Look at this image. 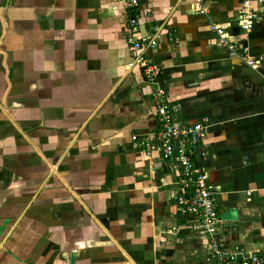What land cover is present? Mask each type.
<instances>
[{
	"label": "crops",
	"instance_id": "crops-1",
	"mask_svg": "<svg viewBox=\"0 0 264 264\" xmlns=\"http://www.w3.org/2000/svg\"><path fill=\"white\" fill-rule=\"evenodd\" d=\"M242 1L0 0V264H216L177 214V169L131 147L158 126L156 85L178 122L207 120L195 162L220 240L264 255V0L249 33ZM132 17L158 33L155 86L126 68Z\"/></svg>",
	"mask_w": 264,
	"mask_h": 264
},
{
	"label": "built area",
	"instance_id": "built-area-1",
	"mask_svg": "<svg viewBox=\"0 0 264 264\" xmlns=\"http://www.w3.org/2000/svg\"><path fill=\"white\" fill-rule=\"evenodd\" d=\"M128 9L136 8L138 0H117ZM263 0H243L240 8V26L249 33L258 21L259 15L253 4L260 6ZM197 13H206L202 0H191ZM136 17L129 19L130 34L126 44L131 61L127 65L130 71L136 68L141 72L145 82L156 85L160 74L159 66L145 58L147 49L155 48L158 33L151 37H136ZM209 29L217 35L218 44L226 49L229 57L236 58L255 69L257 62L250 55L248 45H237L227 40L225 32L217 25L210 24ZM152 99L157 111L158 126L142 136L130 137L132 149H141L146 156L153 152L172 164L177 169V178L173 183V203L183 225L194 234L208 240V249L216 264H264V255L253 251H244L239 247L228 249L220 240L218 227L220 223L216 192L208 183L205 172L196 166V157L203 155L200 144L207 131L206 119L193 124H182L174 117V110L166 100L165 90L155 86Z\"/></svg>",
	"mask_w": 264,
	"mask_h": 264
},
{
	"label": "trees",
	"instance_id": "trees-1",
	"mask_svg": "<svg viewBox=\"0 0 264 264\" xmlns=\"http://www.w3.org/2000/svg\"><path fill=\"white\" fill-rule=\"evenodd\" d=\"M183 223V222H182Z\"/></svg>",
	"mask_w": 264,
	"mask_h": 264
}]
</instances>
